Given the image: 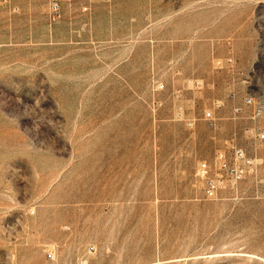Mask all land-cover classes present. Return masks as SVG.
I'll list each match as a JSON object with an SVG mask.
<instances>
[{"label":"rangeland","instance_id":"1","mask_svg":"<svg viewBox=\"0 0 264 264\" xmlns=\"http://www.w3.org/2000/svg\"><path fill=\"white\" fill-rule=\"evenodd\" d=\"M262 135L264 0H0V264H264Z\"/></svg>","mask_w":264,"mask_h":264},{"label":"built area","instance_id":"2","mask_svg":"<svg viewBox=\"0 0 264 264\" xmlns=\"http://www.w3.org/2000/svg\"><path fill=\"white\" fill-rule=\"evenodd\" d=\"M211 113L210 112H208L207 114H206V117L207 118H210L211 117ZM261 138L262 139H264V135H262L261 136ZM202 175H204V176H207V174H208V170H206V168L205 167H203L202 169ZM207 189H206V193H207V196H209V197H213V196H215L216 195V192H217V190H218V185H217V183H215V181H213V180H209L208 182H207ZM51 256L52 255H49L48 257H50L51 258Z\"/></svg>","mask_w":264,"mask_h":264}]
</instances>
